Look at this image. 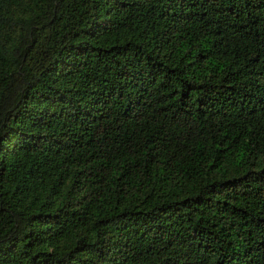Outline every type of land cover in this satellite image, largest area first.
Listing matches in <instances>:
<instances>
[{
    "label": "trees",
    "instance_id": "1",
    "mask_svg": "<svg viewBox=\"0 0 264 264\" xmlns=\"http://www.w3.org/2000/svg\"><path fill=\"white\" fill-rule=\"evenodd\" d=\"M0 264H264V0H0Z\"/></svg>",
    "mask_w": 264,
    "mask_h": 264
}]
</instances>
